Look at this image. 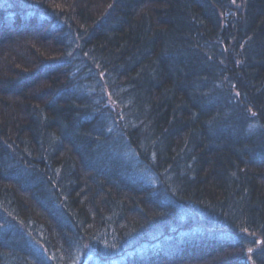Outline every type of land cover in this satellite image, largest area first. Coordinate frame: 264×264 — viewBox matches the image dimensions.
Here are the masks:
<instances>
[{
	"label": "trees",
	"instance_id": "obj_1",
	"mask_svg": "<svg viewBox=\"0 0 264 264\" xmlns=\"http://www.w3.org/2000/svg\"><path fill=\"white\" fill-rule=\"evenodd\" d=\"M0 264H264V0H0Z\"/></svg>",
	"mask_w": 264,
	"mask_h": 264
}]
</instances>
